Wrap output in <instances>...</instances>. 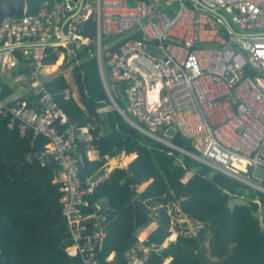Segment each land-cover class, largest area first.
Segmentation results:
<instances>
[{
	"label": "built area",
	"instance_id": "2783aa9c",
	"mask_svg": "<svg viewBox=\"0 0 264 264\" xmlns=\"http://www.w3.org/2000/svg\"><path fill=\"white\" fill-rule=\"evenodd\" d=\"M20 1L22 15L1 21L0 78L27 83L37 101L31 107L0 102V113L11 114L21 135L31 130L47 139L43 155L58 166L70 256L100 264L106 214L88 197L101 177L86 185L80 177L86 161L78 142L91 140V126L60 130L61 111L38 80L48 46L63 63L75 48L93 43L106 95L130 126L264 193V0H137L134 6L127 0H50L34 16L27 15V0ZM90 14L92 41L76 34ZM16 51L31 66L26 75H13ZM175 135L191 139L198 154L174 146ZM126 257L143 262L134 250Z\"/></svg>",
	"mask_w": 264,
	"mask_h": 264
},
{
	"label": "trees",
	"instance_id": "16d2710c",
	"mask_svg": "<svg viewBox=\"0 0 264 264\" xmlns=\"http://www.w3.org/2000/svg\"><path fill=\"white\" fill-rule=\"evenodd\" d=\"M52 49L46 47L49 55L43 65L55 64L58 52ZM75 50L64 67L73 66L82 108L70 92L64 95L69 85L63 75L45 80L43 86L52 94L61 117L67 118V123H61V117L56 121L60 130L70 125L92 128L91 140L78 142L86 161L80 172L83 183L101 177L109 158L122 152L136 155L127 168H115L106 179L101 178L88 195L93 203L107 200L102 205L106 235L97 253L99 263L132 264L126 254L135 248L142 264H164L166 259H170L167 264H264V193L130 126L106 95L93 43ZM15 54L19 63L13 75L28 74L31 66ZM2 81L0 101L13 94L11 86ZM36 101L33 94L20 99L29 107ZM10 118L9 112L0 113V264H83L81 256L67 253L72 240L62 215L61 184L55 182L58 166L43 155L47 139L34 136L31 130L21 135L17 122L11 123ZM171 143L198 154L191 139L175 135ZM88 150H96L99 159L88 161ZM147 182L137 192V186ZM234 199L244 203L230 206ZM174 206L199 229L194 235L177 231L175 240L163 246L171 235Z\"/></svg>",
	"mask_w": 264,
	"mask_h": 264
},
{
	"label": "crops",
	"instance_id": "0c3cea01",
	"mask_svg": "<svg viewBox=\"0 0 264 264\" xmlns=\"http://www.w3.org/2000/svg\"><path fill=\"white\" fill-rule=\"evenodd\" d=\"M50 66H52V65H43L42 69L40 70V75H39V78H38L39 82L45 83V72H46V69H48ZM53 73H54V71L53 72H49V74H53ZM63 77L65 78L66 82L69 85L68 90H69L71 96L75 99V101L78 103V105L82 108V106H81V104H80V102L78 100L79 98H78L77 87L74 84L73 79H71L73 77L71 75L68 76V71H67V75L64 74ZM14 79L13 78L12 79H7V78L2 79L3 80L2 82L8 83L9 86H11V89H13V94L11 96H9V97L5 98L4 100L0 101L2 104L8 105V104H11L12 101H14L16 103V102H19L21 98L25 99V98L30 97L29 95H31L29 93V91H27V89H30L29 85H27L26 83L17 82ZM49 79H51V78H49ZM49 79H46V80H49ZM11 83H13V84H11ZM25 87H26V89H25ZM84 127H88V125L84 126ZM89 134H90V131H89ZM90 136H91V134H90ZM129 155H131V154L126 155V154H124L122 152V153H120V154H118V155H116V156H114L112 158H109L108 161L104 164V166L102 168V174H101L102 180L106 179L108 177V175L112 172V170L115 169V168H127L128 165L135 158L134 157L128 163H124V160H123L124 157L126 158ZM85 156H86L88 161H95V160L99 159V154H98V152L96 150H88V151H86L85 152ZM111 162H113V163H111ZM94 175H96V174H94ZM147 184H148V182L137 186V190L141 186H145V185L147 186ZM141 190H143V189H141ZM137 192H141V191H137ZM99 204L101 206L105 205V204H107V200L105 198H103V199L100 200ZM110 257L112 258L113 254H111Z\"/></svg>",
	"mask_w": 264,
	"mask_h": 264
},
{
	"label": "water",
	"instance_id": "95a60500",
	"mask_svg": "<svg viewBox=\"0 0 264 264\" xmlns=\"http://www.w3.org/2000/svg\"><path fill=\"white\" fill-rule=\"evenodd\" d=\"M129 5L134 6L137 0H127ZM51 5L50 0H27L26 9L27 15L34 16L37 12L44 7ZM213 14H218L210 10ZM23 13V3L20 0H0V25L1 21L6 16H21ZM93 14H90L86 20L80 23L77 27L76 34L93 40L95 35V24L93 23ZM227 27L230 25L226 22Z\"/></svg>",
	"mask_w": 264,
	"mask_h": 264
},
{
	"label": "rangeland",
	"instance_id": "374dc122",
	"mask_svg": "<svg viewBox=\"0 0 264 264\" xmlns=\"http://www.w3.org/2000/svg\"><path fill=\"white\" fill-rule=\"evenodd\" d=\"M219 12H221V11H219ZM228 19V18H227ZM230 21V20H229ZM232 25V24H231ZM233 26V28H235V26L234 25H232ZM236 29V28H235ZM62 61V60H61ZM64 62L62 63L61 62V64L58 66V67H52V66H50L48 69H46V72H45V80L46 79H49V78H53V77H55V76H58V75H64V74H66L67 75V71H68V76H72V69H73V66H70V67H68V68H65L64 67ZM54 71V73L53 74H49V72H53ZM71 71V72H70ZM106 71V70H105ZM105 74L107 75L108 74V71H106L105 72ZM71 78V77H70ZM71 79H73V78H71ZM71 81V80H70ZM11 84H13V83H11ZM111 85V83H109V86ZM27 91H29V93L32 91V89H31V87H30V89H27ZM31 94V93H30ZM29 95V94H28ZM197 144V143H196ZM190 175V173L189 174H186V176H185V180L188 178V176ZM259 175V171H257L256 173H255V176L257 177ZM146 186V185H145ZM145 186H141V187H139L138 188V190L137 191H142L141 189H144V187ZM239 203H244V201L242 200V199H234V200H232L231 202H230V206H232V205H234V204H239ZM174 208H175V211H176V215H174L173 213H171L170 215V217H171V234L172 235H174V237L176 238V234H177V231H181V232H183V233H185V234H192V235H194V234H196L197 233V231H198V229H199V226L195 223V222H193V221H191V220H189L188 218H186L184 215H182V214H180V213H178L177 212V206H174ZM167 211H168V213H170L171 212V208L169 207V208H167ZM155 215V214H154ZM156 216V215H155ZM154 227V226H153ZM152 227V228H153ZM142 232V231H141ZM140 232V233H141ZM140 233L138 234V236H140ZM175 238L173 239V240H175ZM144 239V238H143ZM142 239V240H143ZM141 240V239H140ZM173 240H170V239H166V241L164 242V244H163V246H165V245H167L170 241H173ZM205 247H207V243H205ZM169 261V260H168ZM167 261V262H168ZM167 262L166 263H164V264H167Z\"/></svg>",
	"mask_w": 264,
	"mask_h": 264
},
{
	"label": "bare ground",
	"instance_id": "6f19581e",
	"mask_svg": "<svg viewBox=\"0 0 264 264\" xmlns=\"http://www.w3.org/2000/svg\"><path fill=\"white\" fill-rule=\"evenodd\" d=\"M60 63H61V58H59V60H58V62H57V64L55 63L54 65H52V67H58L59 65H60ZM64 65V64H63ZM106 72V71H105ZM45 85V84H44ZM30 88V87H29ZM25 89H26V87H25ZM31 93V92H30ZM32 94V93H31ZM30 96V95H29ZM19 100V99H18ZM14 101H12V103H13ZM20 102V101H19ZM15 104V103H14ZM6 105V104H5ZM12 106V105H11ZM7 114H8V112H7ZM11 119V118H10ZM14 124H16V123H14ZM92 136V135H91ZM90 136V137H91ZM135 157V154L134 153H132L131 155H129V156H127L126 158L124 157V163H128L129 161H131L133 158ZM111 163H113V162H111ZM62 206V205H61ZM175 237H174V235H170L169 237H168V239H170V240H173ZM134 250H135V248H134ZM140 251V250H139ZM128 254V253H127ZM170 260V259H169ZM168 260L166 259L165 260V263L167 262ZM168 263V262H167Z\"/></svg>",
	"mask_w": 264,
	"mask_h": 264
}]
</instances>
